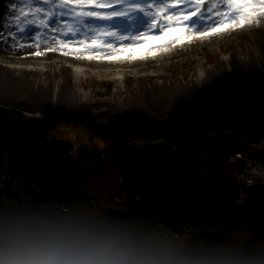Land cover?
Returning a JSON list of instances; mask_svg holds the SVG:
<instances>
[{"label":"rangeland","instance_id":"rangeland-1","mask_svg":"<svg viewBox=\"0 0 264 264\" xmlns=\"http://www.w3.org/2000/svg\"><path fill=\"white\" fill-rule=\"evenodd\" d=\"M16 3L17 0H7L2 24L12 18L11 8ZM96 23H108L115 26L116 24L127 25L130 22L98 21ZM0 30L4 31L6 36L9 35L1 25ZM119 30L125 32L124 27ZM142 30L143 28L139 25L131 28V31L136 34ZM263 30L264 23L258 22L245 25L240 29L212 33L201 37L200 32L208 31V29L198 25V29L185 36L183 42L167 45L166 49L155 50L156 55L137 53V57L143 56V58L130 59L128 54L120 53L117 54L118 59L116 60L87 59V53L64 55L59 48L48 50L54 47L53 44L40 47L39 51L42 54L36 56L33 53L37 49L31 40H19V43L26 45L19 50H13L12 39L0 41V107L14 108L25 119L41 118V110L45 105L71 110L83 109L94 118L98 125H108L113 133L119 134V131L126 128V121L123 116L126 112H144L150 118L163 120L179 100L191 97L197 90L206 88L224 74L233 71L242 74L253 73L257 70L264 72V45L259 38ZM30 34L35 35V32L32 31ZM178 34L168 33V35ZM151 35L158 36V30H153ZM125 43L129 42L125 41ZM81 70H86L87 73L79 75ZM104 71H108L110 74L105 75ZM200 72H206V75L199 79L197 76ZM260 93L264 96V84L260 87ZM57 123L56 133L52 136H41L32 130L28 131L35 138L50 140L54 147L59 146L60 153L62 151L66 153V157L69 158L77 172L82 174L89 172L91 174L95 168H99L100 174L99 178L87 177L79 188L68 194L65 200L66 206L69 208L68 214L65 216V220L63 219L61 228L55 230L60 231L63 241L75 244H92L93 230L96 228L92 224H102L104 218L98 222H94L95 219L114 211H124L133 215V210L139 207L141 196L136 197L135 201L138 202L136 206H134V201L132 206L128 207L127 187L124 190V181L121 180V178L127 179L135 171L120 160L127 156L118 158L121 163L118 159L105 161L107 157L121 153L107 154L103 139L92 135L87 128L80 125L75 126L67 121ZM20 128L24 129L23 126ZM65 141L72 145L68 146ZM134 142L138 146L142 144L139 141ZM134 142L124 140L125 147H133ZM257 144L259 147H256L255 144L244 146V149L236 151L231 142L223 143V150L236 152L232 154L233 158L212 157L214 161L220 164V167L191 170L199 172L216 170L230 173L236 178L237 184L229 177L211 176L216 181H225L233 196V207L242 206L243 204L238 203L241 198L247 195L252 200L249 202L257 204L264 210V205H262L264 201L255 202L250 196L252 191L264 192V189L259 186L254 187V189L246 187L245 190H242L245 184L243 180L239 182L237 177V175L243 176L246 179L250 176L248 166L253 165L255 161H264L251 157L254 149H264V136L259 138ZM70 153L76 155L74 161H72ZM237 153L240 154L239 157L236 156ZM7 170H9L7 165L0 166V204H8L7 206L13 207V199L9 201L7 196L17 193L21 202L30 204V206L23 208L18 213L13 210L1 214L0 220L5 219L4 216L7 214H13L15 218L20 220L19 222H22L25 217L24 212L31 209L37 211L36 221L43 223L45 222L41 218L44 214L56 215L51 203L32 202L33 193L31 190L33 188L31 185L19 184V176ZM190 178L186 176L185 181ZM179 184L181 189L184 183L180 181ZM8 188L11 189L10 192L12 193H7V195L5 193L8 192ZM246 191L248 194L245 193ZM60 193L62 195L67 194L68 190L60 188ZM237 194L239 198H236ZM170 195L171 193L169 195H155L144 200L142 205L146 206L149 204L147 202L152 201L155 204L152 205L155 209H153L152 214L141 217L142 226L140 221L136 220L132 231L129 230L130 235H133L136 230L138 233L140 228L144 229L148 226V230L144 229L147 231H145L140 244V252L145 258L154 259L160 252L173 254L184 250L187 243L199 234L198 231L192 229L193 227L185 226L182 229L178 227L181 230L179 234H176L175 231L170 228L169 230L165 226V221L171 217L167 214L171 210L180 209L185 204L183 202H169L167 204L164 199ZM156 196L164 197L157 198ZM3 210L5 211V208ZM226 212L221 213L220 216L222 217L215 219H211L213 213L193 214L191 215L193 217L189 215V219H186V222L183 221L182 224H188L189 220L190 224L194 222L193 224L200 226L204 219L206 223L209 220H215V224H224L228 218L227 214L230 213L227 210ZM238 213L242 214V211H238ZM109 217L108 215L105 218ZM196 220L199 224L195 223ZM79 223H89L90 225L72 229V226ZM66 226L69 228L65 231L60 230ZM257 234L259 239L255 241L254 264H264L263 226H254L250 230L246 227L227 230L226 242L222 246L213 247L212 252L221 259L220 264H232V261ZM21 235V231H5L0 235V251L9 254Z\"/></svg>","mask_w":264,"mask_h":264},{"label":"trees","instance_id":"trees-1","mask_svg":"<svg viewBox=\"0 0 264 264\" xmlns=\"http://www.w3.org/2000/svg\"><path fill=\"white\" fill-rule=\"evenodd\" d=\"M6 7L7 0H0L1 26ZM259 22L264 23V18H260ZM262 32L259 38L264 42V30ZM263 84L262 71L257 70L248 74L233 71L224 74L206 88L197 90L191 97L179 100L163 120L150 118L144 112L124 113L126 128L119 131V134L113 133L108 125H98L83 109L71 110L45 105L41 110V118L25 119L14 108L0 107V166L7 165L10 173L17 174L20 178L19 184L31 185L32 202L65 201L68 194L80 187L87 174L77 172L66 157V153L63 151L60 153L59 146L54 147L50 140L35 138L28 130L41 136H52L56 133L57 122L67 121L75 126L85 127L92 135L101 137L109 155L114 153L141 155L150 160L187 166L194 170L220 167L212 157L226 159L236 153L233 150H223V143L231 142L236 151H239L244 149V146L257 144L259 138L264 136V96L260 93ZM127 138L142 144L138 146L134 142L133 147H125L124 140ZM253 151L251 157L264 160V149L258 148ZM120 160L135 171L127 178V205L132 206L136 197L141 196L139 202L141 209L130 217L121 216L120 214L126 213L124 211H114L95 219L94 222H98L110 216L93 230L92 244L128 249L139 258L162 264H220L221 259L212 252V248L222 246L226 242L227 230L238 227H246L249 230L254 226L264 227V210L252 202L234 208L233 196L225 181H216L212 176H194L185 181L180 189L179 183L184 176L180 170L164 169L129 157ZM99 174V168H95L89 177L99 178ZM60 188L67 189L68 193L62 195ZM7 191L5 194L12 193L10 188ZM170 193V197L164 199L167 204L183 202L185 207L167 212L171 217L165 221V226L176 234L185 226L193 227L192 229L199 234L187 243L184 250L173 254L160 252L154 259L145 258L140 252V244L145 231L149 229L148 226L144 228L147 230L140 228L138 233L136 230L133 235H130L129 230L132 231L136 220H139L142 226L141 217L153 213L142 205L144 200ZM17 195L12 193L7 197L9 201L15 200L18 205L21 200ZM194 196H199L202 204L190 207L188 201ZM250 196L255 202L264 201V192L252 191ZM7 205L0 204V215L14 210ZM226 210L230 213L227 214L228 218L224 224H215V220L206 223L205 219L201 227L193 224L194 222L190 224L189 220L188 224H182L189 219V215L213 213L211 219H215L222 217L221 213L224 214ZM238 211H242V214ZM36 212L32 209L25 211L22 222L6 218L0 220V235L7 230L22 232L13 250L22 243L39 245L61 240L59 230L44 228L36 223ZM41 219L48 225L63 222L61 216L51 213L44 214ZM195 223H198L197 220ZM257 239L258 234L242 249L232 264H254Z\"/></svg>","mask_w":264,"mask_h":264},{"label":"snow or ice","instance_id":"snow-or-ice-1","mask_svg":"<svg viewBox=\"0 0 264 264\" xmlns=\"http://www.w3.org/2000/svg\"><path fill=\"white\" fill-rule=\"evenodd\" d=\"M11 12L2 24L9 35L0 30V41L12 39L13 50L26 46L19 40H31L36 56L42 54L40 47L53 44L48 50L59 48L64 55L116 60L120 53L130 59L143 58L137 53L156 55L155 50L183 42L198 25L208 29L200 32L203 37L258 23L264 18V0H17ZM135 25L143 28L138 34L131 31ZM153 30L159 35H151Z\"/></svg>","mask_w":264,"mask_h":264},{"label":"clouds","instance_id":"clouds-1","mask_svg":"<svg viewBox=\"0 0 264 264\" xmlns=\"http://www.w3.org/2000/svg\"><path fill=\"white\" fill-rule=\"evenodd\" d=\"M0 264H162L137 257L132 251L110 245L75 244L53 240L22 243L9 254L0 251Z\"/></svg>","mask_w":264,"mask_h":264},{"label":"built area","instance_id":"built-area-1","mask_svg":"<svg viewBox=\"0 0 264 264\" xmlns=\"http://www.w3.org/2000/svg\"><path fill=\"white\" fill-rule=\"evenodd\" d=\"M256 145L258 146V144H256ZM70 155H71L72 161H74V158H76V155H73V153H70ZM236 156L239 157L240 154L237 153ZM230 158H233V157L231 156ZM248 167H249L248 169L250 170V176L249 177H247L245 179L243 176L239 177L237 175L239 182H240V180H243V182L245 184V186L242 190H245L246 187H248L250 189H254V187L257 188L259 186L264 189V177H262V175H264V161H255L253 165L248 166ZM245 169H243V170H245ZM243 170H241V171L243 172ZM7 171H9V170H7ZM121 180L124 181L123 187L125 190V187L127 185V179L121 178ZM245 193H247V191ZM237 197L239 198L238 194L236 195V198ZM192 198H194V199H190L188 201V206L194 207V206L202 204V200L199 196H195ZM116 199H117V197H116ZM13 201H14V204H13L14 211H16L17 213H18V211H21L23 208L30 206V204H26V203H22V202H18V205H16L15 200H12V202ZM249 201H252L251 198H249L247 195H245L244 198L240 199V202L238 204H244V203H247ZM147 203H149V204L144 206V207L153 211V209H155V208H153L152 205H155V204L152 201H149ZM51 204L53 205V208L55 209L53 211L56 213L55 216L64 217L63 219L65 220V216H67V214H68L67 212L69 210V208L66 206L65 201L64 202H55V203H51ZM262 205H264V204H262ZM31 206H33V205H31ZM184 207H185V205H183L180 208H184ZM140 209H141V207L139 206L136 210H133V212L135 213V211H138ZM17 213H15V214H17ZM55 228H57V227L55 226ZM124 250H128V249H124Z\"/></svg>","mask_w":264,"mask_h":264},{"label":"water","instance_id":"water-1","mask_svg":"<svg viewBox=\"0 0 264 264\" xmlns=\"http://www.w3.org/2000/svg\"><path fill=\"white\" fill-rule=\"evenodd\" d=\"M65 143L68 145V146H71L72 144L70 142H67L65 141ZM129 157L131 159H135V160H138V161H141V162H145V163H148V164H152V165H155V166H158V167H161V168H164V169H168V170H180L182 171L183 173H185L184 177L182 178L181 182L184 183L185 181V178L186 176H189V177H192V176H211V175H219V176H223V177H229L234 183L237 184V180L236 178L231 175L230 173L228 172H225V171H216V170H211V171H206V172H199V171H193L189 168H186L185 166H175V165H171V164H167V163H164V162H161L159 160H150V159H147L146 157H143V156H139V155H125V154H117V155H114V156H110V157H107L105 161H108V160H113V159H118L119 157ZM74 163V162H73ZM157 198H162L164 196H156ZM137 200L135 201L134 203V206L137 205ZM121 216H125V217H130L132 215V213H125V214H120ZM4 218L6 219H10V220H13V221H16V222H19L20 220L15 218L13 216V214H7L6 216H4ZM104 221V220H103ZM37 224L41 225V226H44V227H49V228H52L53 229V226L51 225H48V224H45L41 221H36ZM102 223V222H101ZM100 223H95V224H92L93 227H97ZM90 225L89 223H79L75 226H72V229H75L77 227H80V226H88Z\"/></svg>","mask_w":264,"mask_h":264},{"label":"bare ground","instance_id":"bare-ground-1","mask_svg":"<svg viewBox=\"0 0 264 264\" xmlns=\"http://www.w3.org/2000/svg\"><path fill=\"white\" fill-rule=\"evenodd\" d=\"M80 70V69H79ZM84 73H87L86 72V70H81L80 71V73H78L79 75H84ZM105 75H107V74H110V72H108V71H104L103 72ZM206 75V72H200L199 74H198V76H197V78H203L204 76ZM127 140H130V141H132V139L131 138H127ZM256 147H258L257 145H256ZM186 168H188L187 166H185ZM90 176V173L88 172L87 173V177H89ZM9 199V198H8ZM15 214V213H14ZM105 219H107V218H104L103 220L105 221ZM51 226H53V230H55L56 228H55V226L59 229V228H61V223L60 224H55V225H51ZM69 228V226H66V227H64V229H60L61 231H65L66 229H68Z\"/></svg>","mask_w":264,"mask_h":264}]
</instances>
